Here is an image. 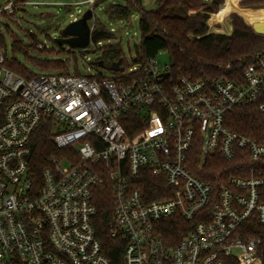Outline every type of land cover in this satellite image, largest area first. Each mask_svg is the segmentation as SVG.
I'll list each match as a JSON object with an SVG mask.
<instances>
[{
    "label": "built area",
    "instance_id": "2783aa9c",
    "mask_svg": "<svg viewBox=\"0 0 264 264\" xmlns=\"http://www.w3.org/2000/svg\"><path fill=\"white\" fill-rule=\"evenodd\" d=\"M95 1L82 4L93 10ZM5 2L0 18L14 13L16 0ZM9 53L0 47V264H112L94 225L106 182L121 264H263L255 229L264 225V176L253 169L216 190L192 173V152L199 170L209 157L264 161V145L225 124L260 100L264 114V53L243 82L175 77L156 58L109 77L71 69L29 80L6 65ZM137 123L146 127L131 134L126 125ZM49 124L55 153L39 175L32 140Z\"/></svg>",
    "mask_w": 264,
    "mask_h": 264
},
{
    "label": "trees",
    "instance_id": "16d2710c",
    "mask_svg": "<svg viewBox=\"0 0 264 264\" xmlns=\"http://www.w3.org/2000/svg\"><path fill=\"white\" fill-rule=\"evenodd\" d=\"M25 1L16 0L14 13L11 15L2 13L3 18H13L21 11L26 12L21 8ZM103 1L105 0L95 2L94 9ZM121 1L123 4L109 5L104 13L109 20H129L134 12L139 14L141 42L140 48L137 50L138 56L133 61V65L143 64L147 59L156 58L161 52L166 51L170 56L172 75L175 77L184 76L198 80L229 79L243 82L246 65L251 62L254 56L264 53V36L255 33L251 28L255 23H264V6H259L264 5V0H243L240 3L242 7L233 5L230 0H227L221 9L225 0H211L208 4L203 0H155L156 7L154 9H146L143 6V0ZM219 10L221 11L219 12ZM226 13L227 15L237 14L230 16L233 27L230 35L222 34L227 32ZM218 15L224 17V27H220L215 20ZM96 20L99 28L95 26L92 32L94 44L99 45L116 38L105 24ZM208 23L212 27V31L216 33L210 32ZM6 31L8 33L9 29L7 28ZM27 38V42L16 37L12 38L11 53L13 55L23 56L40 71L56 69L68 73L73 66L74 73L81 75L75 52L64 49L63 46H58L59 48L46 47L41 50L38 48L40 43L33 33ZM63 38L65 37L63 36ZM0 47H8L6 36L2 32H0ZM30 50L53 59L36 58L30 55ZM97 50L101 56L97 61L92 62L93 66L100 67V62H103V68H105L107 64L120 60L125 69L131 66L125 60L121 44L105 45ZM85 53L87 52L79 54L84 55ZM65 54H67V58H61ZM6 65L23 78L30 80L36 77V73L18 61L16 57ZM262 102L263 100H260L244 109L228 113L225 119L226 126L233 132L264 145V114L258 109ZM132 113L131 115L136 117L135 113ZM126 127L131 131V134H135L144 129L146 124L137 123L134 127L127 125ZM52 137L50 124L43 125L33 137V168L39 175L45 165L46 158L55 153ZM192 154L196 165L193 167L192 173L204 182L211 184L216 190L226 184L232 176H250L253 169H255V174L264 176V161L250 163L240 156L235 161L228 162L220 157H209L204 163L203 169L199 170L200 153L198 149H195ZM94 204L97 209L94 225L96 234L102 243L103 252L112 264H121L123 240L110 237L115 204L112 188L108 182L96 190ZM255 236L261 242L260 256L264 264V225L256 226Z\"/></svg>",
    "mask_w": 264,
    "mask_h": 264
},
{
    "label": "rangeland",
    "instance_id": "374dc122",
    "mask_svg": "<svg viewBox=\"0 0 264 264\" xmlns=\"http://www.w3.org/2000/svg\"><path fill=\"white\" fill-rule=\"evenodd\" d=\"M84 1L86 0H28V2L40 3L41 5H23L21 8L26 12H22L20 10L21 12L18 13L16 17L0 18V31L6 36L8 49L10 50L9 57H16L18 61L26 65L36 74H40L41 72L57 71L56 69L40 71L39 69L32 66L27 60H25L23 56L13 55L11 53L12 38L16 37L22 41L27 42V36L33 33V35L37 37L40 43L38 46L39 49L43 50L46 47L52 46L59 48V45L55 41L57 39L63 38V30L70 23L81 19L89 10L88 8L90 6L88 4H82V2ZM97 1L98 0H96L95 2ZM5 4V1H0V7L4 6ZM111 4H123V2L121 0H105L101 2L95 9L93 6L94 19L89 22V25L93 27V30L95 29V26L96 28H99V25L96 22V19H98L107 26V29L109 31L115 32L114 34L116 38L108 42H104L101 46L121 44L125 53V60L129 65H131L138 56L137 50H139L141 42L139 30V14L137 12H134L129 20H109V18H107L106 14L104 13V10ZM143 6L146 9H154L156 7L155 0H143ZM240 7L242 6L240 5ZM233 14L237 15L236 13H231V15ZM215 20L218 25H220V27H224L225 21L222 15H218ZM226 20L227 24H230L231 26L230 17L227 16V13ZM7 28L9 29L8 33L6 31ZM223 35H229L228 31ZM67 47V45L63 46L64 49H67ZM89 48V51L84 55L79 53H72L76 55V58L78 60V67L82 71V74L90 75L91 73L96 72L102 74L103 76L109 77L111 73L106 68L92 65V62L97 61L101 55L98 50L92 51V45ZM30 55L41 59H53L52 57H48L38 52H33L32 50H30ZM61 58H67V54L61 56ZM156 60L161 67L169 65L171 63L170 56L166 51H163L159 55H157Z\"/></svg>",
    "mask_w": 264,
    "mask_h": 264
},
{
    "label": "water",
    "instance_id": "95a60500",
    "mask_svg": "<svg viewBox=\"0 0 264 264\" xmlns=\"http://www.w3.org/2000/svg\"><path fill=\"white\" fill-rule=\"evenodd\" d=\"M222 7V6H221ZM220 7V8H221ZM94 19V12L92 9H89L84 16L78 21H74L70 23L64 30L63 35L65 38H60L56 40V43L59 46L67 45L72 50L77 49H86L90 43L92 38L93 27L89 25V22ZM255 33L264 36V23H255L251 27ZM231 30L233 31V27L231 26ZM122 61H118L115 63H110L105 66V68L109 72H122L124 68L121 66ZM100 67H104L103 62H100ZM168 76V74L164 75Z\"/></svg>",
    "mask_w": 264,
    "mask_h": 264
},
{
    "label": "crops",
    "instance_id": "0c3cea01",
    "mask_svg": "<svg viewBox=\"0 0 264 264\" xmlns=\"http://www.w3.org/2000/svg\"><path fill=\"white\" fill-rule=\"evenodd\" d=\"M226 1H227V0H226ZM226 1H225V3H226ZM231 2H232L233 5H236V6L240 7V5H239L240 0H232ZM230 15H231V14H228L227 16L230 17ZM230 21H231V20H230ZM229 28L231 29V27H229ZM230 29H229V30H230ZM229 35H230V34H229Z\"/></svg>",
    "mask_w": 264,
    "mask_h": 264
},
{
    "label": "bare ground",
    "instance_id": "6f19581e",
    "mask_svg": "<svg viewBox=\"0 0 264 264\" xmlns=\"http://www.w3.org/2000/svg\"><path fill=\"white\" fill-rule=\"evenodd\" d=\"M222 8V7H221Z\"/></svg>",
    "mask_w": 264,
    "mask_h": 264
}]
</instances>
